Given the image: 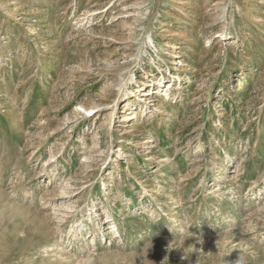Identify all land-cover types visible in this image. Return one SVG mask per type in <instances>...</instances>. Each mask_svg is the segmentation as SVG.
I'll use <instances>...</instances> for the list:
<instances>
[{"label":"rangeland","instance_id":"rangeland-1","mask_svg":"<svg viewBox=\"0 0 264 264\" xmlns=\"http://www.w3.org/2000/svg\"><path fill=\"white\" fill-rule=\"evenodd\" d=\"M239 257L264 264V0H0V264Z\"/></svg>","mask_w":264,"mask_h":264},{"label":"clouds","instance_id":"clouds-1","mask_svg":"<svg viewBox=\"0 0 264 264\" xmlns=\"http://www.w3.org/2000/svg\"><path fill=\"white\" fill-rule=\"evenodd\" d=\"M235 264H242V259L241 257H239V259L237 261H235Z\"/></svg>","mask_w":264,"mask_h":264},{"label":"bare ground","instance_id":"bare-ground-1","mask_svg":"<svg viewBox=\"0 0 264 264\" xmlns=\"http://www.w3.org/2000/svg\"><path fill=\"white\" fill-rule=\"evenodd\" d=\"M143 93H144V95H143V96H146V93H145V91H143ZM141 100H143V101H144V99H140V101H141Z\"/></svg>","mask_w":264,"mask_h":264}]
</instances>
